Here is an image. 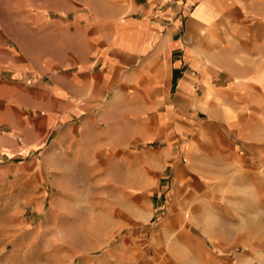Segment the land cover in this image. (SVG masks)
Returning <instances> with one entry per match:
<instances>
[{"label": "crops", "instance_id": "1", "mask_svg": "<svg viewBox=\"0 0 264 264\" xmlns=\"http://www.w3.org/2000/svg\"><path fill=\"white\" fill-rule=\"evenodd\" d=\"M25 11L14 25L26 37L0 24L1 188L61 196L121 174L142 203L153 190L185 205L214 167L264 152V0H29Z\"/></svg>", "mask_w": 264, "mask_h": 264}, {"label": "rangeland", "instance_id": "2", "mask_svg": "<svg viewBox=\"0 0 264 264\" xmlns=\"http://www.w3.org/2000/svg\"><path fill=\"white\" fill-rule=\"evenodd\" d=\"M28 4L0 0V24L14 39L26 37L14 23L29 20ZM263 131L255 127L259 144ZM206 177L204 190L185 191V205L153 190L142 203L120 188L121 174L71 182L61 196L0 186V264H264V152ZM26 194L28 205L9 206Z\"/></svg>", "mask_w": 264, "mask_h": 264}]
</instances>
